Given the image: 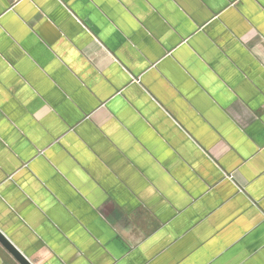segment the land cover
Segmentation results:
<instances>
[{
  "label": "crops",
  "instance_id": "crops-1",
  "mask_svg": "<svg viewBox=\"0 0 264 264\" xmlns=\"http://www.w3.org/2000/svg\"><path fill=\"white\" fill-rule=\"evenodd\" d=\"M0 232L32 264H264V0H0Z\"/></svg>",
  "mask_w": 264,
  "mask_h": 264
},
{
  "label": "water",
  "instance_id": "water-1",
  "mask_svg": "<svg viewBox=\"0 0 264 264\" xmlns=\"http://www.w3.org/2000/svg\"><path fill=\"white\" fill-rule=\"evenodd\" d=\"M0 244L19 264H32L26 257L18 251L14 245L0 232Z\"/></svg>",
  "mask_w": 264,
  "mask_h": 264
}]
</instances>
